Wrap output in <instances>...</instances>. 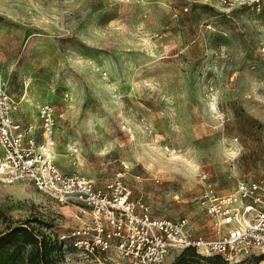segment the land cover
<instances>
[{
  "label": "rangeland",
  "instance_id": "rangeland-1",
  "mask_svg": "<svg viewBox=\"0 0 264 264\" xmlns=\"http://www.w3.org/2000/svg\"><path fill=\"white\" fill-rule=\"evenodd\" d=\"M0 68L19 120L38 122L40 104L54 107L61 170L98 184L121 174L153 216L185 217L193 234H217L197 201L206 188L264 180V17L249 6L0 0ZM79 211L27 180L0 182V237L27 223L51 241L53 264H129L59 247L57 236L87 217Z\"/></svg>",
  "mask_w": 264,
  "mask_h": 264
},
{
  "label": "built area",
  "instance_id": "built-area-1",
  "mask_svg": "<svg viewBox=\"0 0 264 264\" xmlns=\"http://www.w3.org/2000/svg\"><path fill=\"white\" fill-rule=\"evenodd\" d=\"M246 5L264 17L263 0H223ZM18 104L0 68V182L27 180L63 206L75 205L85 220L58 235L90 255L114 253L129 264H162L172 250L193 248L202 256L264 258V180H241L228 193L206 188L200 208L216 228L214 236L193 234L185 217H155L118 174L102 184L79 172H65L54 161L57 117L49 103L37 107L38 122L16 117Z\"/></svg>",
  "mask_w": 264,
  "mask_h": 264
},
{
  "label": "trees",
  "instance_id": "trees-1",
  "mask_svg": "<svg viewBox=\"0 0 264 264\" xmlns=\"http://www.w3.org/2000/svg\"><path fill=\"white\" fill-rule=\"evenodd\" d=\"M64 246L65 242L56 239ZM56 245V242H55ZM53 250L51 241L44 235H39L33 227L22 223L13 228H8L0 237V264H53L51 252ZM177 259L173 264H199L204 260L208 264H226L219 255L202 256L193 248H184L179 251ZM262 260L261 256H253Z\"/></svg>",
  "mask_w": 264,
  "mask_h": 264
}]
</instances>
